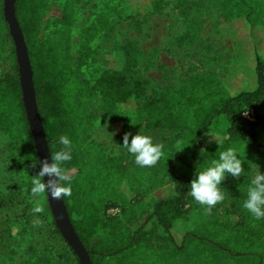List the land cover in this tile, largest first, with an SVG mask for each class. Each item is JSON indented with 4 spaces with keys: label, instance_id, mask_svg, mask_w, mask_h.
<instances>
[{
    "label": "trees",
    "instance_id": "16d2710c",
    "mask_svg": "<svg viewBox=\"0 0 264 264\" xmlns=\"http://www.w3.org/2000/svg\"><path fill=\"white\" fill-rule=\"evenodd\" d=\"M77 1L64 0L60 21L63 29L45 35L43 6L47 0H15V14L27 46L38 113L50 157L63 147L59 143L62 136L72 140V160L64 165L72 184V196L63 200L91 263L140 264L131 258L145 243L146 225L154 221L162 228L175 253L196 242L230 257H249V264H264V218H255L243 207L251 185L250 166L256 164L264 168V39L257 37L253 40L255 44H239L240 53L250 65L252 79L251 84L242 89L215 76H200L172 93L151 90L139 77L141 54L134 44L118 46L124 59L121 66L103 70L90 86L80 76L79 69L72 66L70 57L69 25ZM120 1L121 13L130 19L160 15L169 4L166 0ZM239 5L244 7L240 11L245 8L246 11L240 12L231 24L242 21L250 30L258 28L251 21L253 3L237 0L235 7ZM223 22L224 19L219 18L217 25ZM3 23L6 37L14 45L4 19ZM12 58L14 75L0 79V131L15 136L20 166L32 188V177L39 172L40 163L22 102L14 46ZM87 58V53L81 51L80 64L86 65ZM96 97L113 121L122 122L127 128L171 135L162 144L164 155L156 168L172 183L174 195L159 200L145 222L131 232H128L127 222L132 201L121 189L129 183V169L122 158L107 156L103 147L87 135L86 124L90 118L87 107ZM130 102L133 112L123 113ZM247 113H252L253 119L245 118ZM220 125L223 127L220 142L205 143L203 138ZM234 146L239 149L245 172L239 178L228 175L221 185L224 196L231 200L232 209L227 212L238 218L234 234L229 239H219L221 226L216 225L214 219L206 223L204 231L188 234L178 246L171 234L173 224L185 220L190 211L200 207L189 195L191 180L196 172L218 160L220 152ZM131 176L135 186L143 187L146 194L150 192L154 184L145 180L140 168ZM141 194L137 193L135 202ZM114 209H119V215L109 216L107 213ZM51 220L54 232L60 236L52 216ZM38 259L41 264H79L68 245L61 257Z\"/></svg>",
    "mask_w": 264,
    "mask_h": 264
},
{
    "label": "rangeland",
    "instance_id": "374dc122",
    "mask_svg": "<svg viewBox=\"0 0 264 264\" xmlns=\"http://www.w3.org/2000/svg\"><path fill=\"white\" fill-rule=\"evenodd\" d=\"M166 1L169 4L160 15L146 19L126 18L121 13L123 4L120 0L77 1L73 21L69 25L72 66L79 69L80 76L92 86L103 70L119 68L123 63L124 59L117 47L134 44L141 54L139 77L149 84L151 90L172 93L200 76H215L241 89L249 86L252 81L250 65L240 53L239 44H255L253 40L257 37L264 39V0H248L255 6L251 21L258 28L254 30H250L242 21L231 24L237 20L235 17L240 12L246 11V8L240 11L244 8L242 5L235 7L237 0H231V3L229 0ZM63 7L64 0H47L43 6L44 35L63 29L60 24ZM2 14L3 0H0V79L14 75V45L6 37ZM219 18L224 19L221 26L217 25ZM182 37L186 39L181 40ZM81 51L87 53L86 65L80 64ZM125 108L123 113L133 112V103H128ZM87 112L90 116L86 124L89 139L101 145L107 156L122 158L123 164L129 169V183L122 185L121 189L132 201L127 229L128 232L134 231L145 222L153 206L159 200L172 197L174 190L168 178L159 174L156 165L140 167L133 155L120 148L123 136L126 132L136 135L140 131L141 134L151 135L155 143L162 145L171 135L156 130L127 128L122 122L113 121L99 97L87 107ZM245 118L253 119L252 113L245 114ZM222 128L220 125L219 129H212L203 141L220 142ZM136 168L143 171L145 180L154 184L147 194L143 187L138 188L133 183L131 174ZM258 173L264 174V168L252 164L251 181ZM139 191L142 196L135 202ZM230 205L231 200L225 197L210 213L205 211L206 206L200 205L190 211L185 220L176 221L171 228L176 244L181 246L188 234L201 233L206 223L214 219L216 225L221 226L219 239L231 238L238 218L227 212L232 209ZM118 212L119 209L114 215H119ZM50 214L47 194L33 193L28 185L27 174L20 166L15 136L0 131V264H41L37 262L38 257H61L67 243L54 232ZM145 231V243L131 261L140 264L251 262L249 257H230L196 242L175 253L156 222L148 223Z\"/></svg>",
    "mask_w": 264,
    "mask_h": 264
},
{
    "label": "clouds",
    "instance_id": "9594fccd",
    "mask_svg": "<svg viewBox=\"0 0 264 264\" xmlns=\"http://www.w3.org/2000/svg\"><path fill=\"white\" fill-rule=\"evenodd\" d=\"M129 137H131L130 143ZM59 143L63 147L51 155L50 163L43 162L39 172L32 177L33 193L50 192L54 199L72 196V184L64 167L66 162L72 160V140L68 136H62ZM120 148L133 155L135 163L140 167H153L164 155L163 146L155 143L151 135L141 134L140 131L136 135L126 132ZM202 151L206 152V150ZM243 163L239 149L235 146L220 152L218 160H213L210 166L195 173V178L189 184V195L195 202L206 206L205 211L210 213L212 208L225 198L222 182L228 175L233 178L241 177L245 172ZM45 176L51 179L45 182L43 179ZM243 207L255 218H264V174L258 173L251 181Z\"/></svg>",
    "mask_w": 264,
    "mask_h": 264
},
{
    "label": "water",
    "instance_id": "95a60500",
    "mask_svg": "<svg viewBox=\"0 0 264 264\" xmlns=\"http://www.w3.org/2000/svg\"><path fill=\"white\" fill-rule=\"evenodd\" d=\"M3 17L8 25L9 34L14 44L16 62L18 66L19 84L22 92V102L41 167L43 162L50 163L51 157L42 121L38 113L35 90L33 86V72L27 46L25 44L22 31L16 20L15 0H3ZM43 179L47 182L51 179V177L45 176ZM46 194L56 228L62 238L66 241L67 245L74 251L79 264H92L86 249L80 242L71 224L64 200L52 198L50 192H46Z\"/></svg>",
    "mask_w": 264,
    "mask_h": 264
},
{
    "label": "built area",
    "instance_id": "2783aa9c",
    "mask_svg": "<svg viewBox=\"0 0 264 264\" xmlns=\"http://www.w3.org/2000/svg\"><path fill=\"white\" fill-rule=\"evenodd\" d=\"M115 212H117V209L110 210L108 214H113L114 215Z\"/></svg>",
    "mask_w": 264,
    "mask_h": 264
}]
</instances>
